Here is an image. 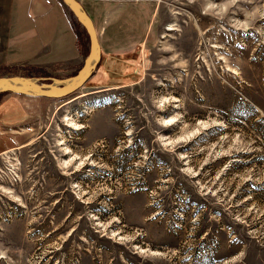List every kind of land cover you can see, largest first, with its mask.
<instances>
[{
    "label": "rangeland",
    "instance_id": "374dc122",
    "mask_svg": "<svg viewBox=\"0 0 264 264\" xmlns=\"http://www.w3.org/2000/svg\"><path fill=\"white\" fill-rule=\"evenodd\" d=\"M156 4L75 92L0 95V264H264V0Z\"/></svg>",
    "mask_w": 264,
    "mask_h": 264
},
{
    "label": "crops",
    "instance_id": "0c3cea01",
    "mask_svg": "<svg viewBox=\"0 0 264 264\" xmlns=\"http://www.w3.org/2000/svg\"><path fill=\"white\" fill-rule=\"evenodd\" d=\"M75 1L91 21L102 55L125 54L159 38L156 0ZM14 17L25 27L15 26ZM89 46L84 27L62 0H0V54H25L20 61L0 62L6 73L19 75V68L21 76L75 73Z\"/></svg>",
    "mask_w": 264,
    "mask_h": 264
},
{
    "label": "water",
    "instance_id": "95a60500",
    "mask_svg": "<svg viewBox=\"0 0 264 264\" xmlns=\"http://www.w3.org/2000/svg\"><path fill=\"white\" fill-rule=\"evenodd\" d=\"M62 2L64 3V5H66V7L69 8L70 12L72 13L73 17L76 19V21L79 22V24H82V26L84 27L87 35L89 36V42H90V46H89V53L87 55V57L85 58L84 62H83V67L80 70V72L76 75V76H80V81L79 83H77L76 85H72L70 87H67L66 90H62L59 92H54V93H49L45 88L41 87L43 84H40L38 82V79L36 78H32L29 76H23V77H18V76H12V77H8V78H0V93H5V92H9V91H14L17 93H26L29 95H34V96H44L50 99L53 98H62V97H66L68 96V94L75 92L78 88H80L82 86V84L87 80L86 78L90 75V73L92 72L93 69H95L96 67V63L98 61V59L101 56V50L99 49V45H98V41H97V36L95 35V32L93 30V26L91 21H89L87 15L85 14L84 10L82 9L81 6H79V4L75 1V0H62ZM81 11L82 14H80L79 12ZM94 60L93 65L90 67L87 65V63L89 61ZM76 76H72V77H76ZM71 78V77H68ZM67 78V79H68ZM37 81V83L33 82L32 80ZM66 79V80H67ZM51 80V84H47V85H53V83L58 82V87L62 88L63 81L66 80H58V79H50ZM16 83H19L20 85H23L26 87V89L32 91L33 93H28L27 91H21L18 89H15L14 86Z\"/></svg>",
    "mask_w": 264,
    "mask_h": 264
},
{
    "label": "bare ground",
    "instance_id": "6f19581e",
    "mask_svg": "<svg viewBox=\"0 0 264 264\" xmlns=\"http://www.w3.org/2000/svg\"><path fill=\"white\" fill-rule=\"evenodd\" d=\"M80 14L81 11L79 12ZM169 28V27H168ZM94 63V60L92 61H89L87 63L88 66H92ZM80 76H76V77H71V78H68L66 81H63L62 84H63V87L62 88H59L58 87V82H55L53 83V85H46V84H43L41 87L45 88L49 93H54V92H59V91H62V90H66L67 87H70L72 85H76L77 83H79L80 81ZM33 82L37 83V81H35L34 79L32 80ZM15 89H18V90H21V91H27L28 93H33L32 91L26 89V87L23 85H20L19 83H16L15 86H14ZM78 128V127H77Z\"/></svg>",
    "mask_w": 264,
    "mask_h": 264
},
{
    "label": "trees",
    "instance_id": "16d2710c",
    "mask_svg": "<svg viewBox=\"0 0 264 264\" xmlns=\"http://www.w3.org/2000/svg\"><path fill=\"white\" fill-rule=\"evenodd\" d=\"M23 76H28V75H23ZM2 93H0V95H1Z\"/></svg>",
    "mask_w": 264,
    "mask_h": 264
}]
</instances>
